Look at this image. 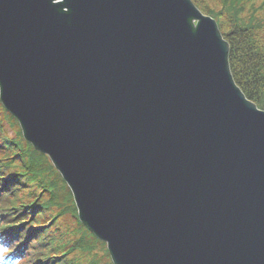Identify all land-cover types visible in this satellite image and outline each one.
I'll list each match as a JSON object with an SVG mask.
<instances>
[{
	"label": "water",
	"instance_id": "1",
	"mask_svg": "<svg viewBox=\"0 0 264 264\" xmlns=\"http://www.w3.org/2000/svg\"><path fill=\"white\" fill-rule=\"evenodd\" d=\"M228 52L192 0H0V100L114 264H264V110Z\"/></svg>",
	"mask_w": 264,
	"mask_h": 264
},
{
	"label": "trees",
	"instance_id": "2",
	"mask_svg": "<svg viewBox=\"0 0 264 264\" xmlns=\"http://www.w3.org/2000/svg\"><path fill=\"white\" fill-rule=\"evenodd\" d=\"M226 1H229L233 14H236V12L243 7L244 3L250 0ZM260 1V7H262L264 5V0ZM252 3L253 2H250V5H252ZM252 19L253 16L247 23L238 21L240 24L235 26L232 35L229 33L227 37L229 42L228 59L235 82L249 99L253 100L258 107H263L262 109H264V92L260 94L253 86L256 83L261 87L264 86V72H262L264 68L262 63L264 54L260 47H258L259 51H257V46L252 40L250 33H248L249 28L252 29V24H254ZM242 48V53H240ZM233 56L236 64L232 60ZM241 72H243V74H241ZM1 113L3 116H1ZM7 114L5 108L0 104V120L2 122H5L4 118H6ZM6 121L13 125L12 121L8 119H6ZM18 134L22 144L19 145L16 139L12 136H8V139L13 140L10 141L12 142L9 148L10 152L0 157V217L4 216L5 220L2 222L3 227L0 240L6 241L7 244H12L17 238L20 240L27 237L26 241L23 242L24 245L29 244L28 240L31 242L33 241L30 245L31 251H26L27 253L24 255L26 259L22 261V264H84V262H78L82 255L80 252V255H78L79 257H75V255L67 256L71 250L79 249L78 240H76L74 244L58 241L56 238L51 237L49 232L45 231V229H47V222H37L35 219L41 210L50 207L52 198L42 199L41 193L33 195V191L28 189L29 180L33 178L32 174L38 171L35 165L32 167L31 164L27 163L30 167L25 168V165L20 162V165L24 166L20 168L17 167L18 165L16 163L14 164V161L11 159L13 157L12 152L19 155L28 154V152L31 154V145L23 140L20 130H18ZM17 148L19 150H16ZM9 153L11 155H8ZM7 169L11 170L5 173ZM46 183L48 184V182ZM49 185L52 184L49 183ZM24 187H26L25 191H23ZM46 187L47 186L42 185L41 190H44ZM73 208H75L74 205ZM33 211H35L34 215L32 214ZM54 216H52L51 219H53ZM11 224H17L18 226L10 228ZM23 231L26 233L24 236L22 235ZM10 253L11 255H22L23 250H21V248H14Z\"/></svg>",
	"mask_w": 264,
	"mask_h": 264
},
{
	"label": "rangeland",
	"instance_id": "3",
	"mask_svg": "<svg viewBox=\"0 0 264 264\" xmlns=\"http://www.w3.org/2000/svg\"><path fill=\"white\" fill-rule=\"evenodd\" d=\"M192 1L202 13L210 15L216 20L225 39H227L229 33L232 35L235 26L240 24L238 21L247 23L253 16L252 21L254 24H252V29L249 28L248 33H250L252 40L255 42L257 51H259L258 47H260L264 54V5L260 7V0H250L244 3L243 7L236 12V14H233L230 3L226 0ZM250 2H253L252 5H250ZM242 50L243 48L240 50V53H242ZM255 55L254 50L256 61ZM232 60L235 63L234 56ZM262 63L264 66V60ZM262 72H264V68ZM241 74H243V72H241ZM253 86L260 94L264 92V86L261 87L257 83ZM0 104L2 105L1 101ZM262 108L263 107H261V109ZM7 113L6 118H4L5 122L0 120V157L10 152L9 148L12 143L10 141L13 140L8 139V136H12L16 139L19 145L22 144L18 134V130L21 132L19 124L13 115L10 116L8 111ZM1 116H3L2 113ZM6 119L12 121L13 125L7 123ZM23 140L26 141L25 138H23ZM30 149L31 154L30 152H28V154H22L20 152L22 155H19L12 152L13 157L11 156V159L14 161V164L16 163L18 165L17 167L20 168L24 167L20 165V162L25 165V168L30 167L27 163L31 164L32 167L35 165L38 171L32 174L33 178L29 180L28 189L33 191V195L41 193L42 199L52 198L50 207L44 208L35 217L37 222H47V229H45V231L49 232L51 237L56 238L58 241L74 244V242L76 243V240H78L79 249L71 250L67 254L68 257L71 255H75L76 257L80 255V252L82 255L78 262L81 261L84 262V264H114L110 256L107 241L99 239L98 236L80 220L77 207L74 205L75 208H73L72 192L62 178L60 172L51 164L48 155L35 148L33 145H31ZM16 150L19 149L17 148ZM8 155L11 154L9 153ZM10 170L11 169H7L5 173ZM34 174L36 179L34 178ZM46 182H48V184ZM49 183L52 185H49ZM42 185L47 187L41 190ZM25 189L26 187L23 188V191H25ZM52 216H54V218L49 221ZM3 252L4 246L0 245V264H10L3 259Z\"/></svg>",
	"mask_w": 264,
	"mask_h": 264
},
{
	"label": "bare ground",
	"instance_id": "4",
	"mask_svg": "<svg viewBox=\"0 0 264 264\" xmlns=\"http://www.w3.org/2000/svg\"><path fill=\"white\" fill-rule=\"evenodd\" d=\"M194 23H196V21H194ZM257 105V104H256ZM10 115H11V113H10ZM17 122H18V124H19V121L17 120ZM19 127H20V124H19ZM20 129H21V127H20ZM21 133H22V129H21ZM25 140L26 141H28L26 138H25ZM28 142H30V141H28ZM31 143V142H30ZM49 157V156H48ZM49 159H50V157H49ZM50 161H51V159H50ZM51 164L54 166V164H53V162L51 161ZM54 168H56L55 166H54ZM69 187V186H68ZM70 188V187H69ZM72 194V193H71ZM72 197H73V194H72ZM72 201H73V205H75V207H77L76 206V202H75V200H74V197L72 198ZM25 226V225H24ZM22 235L24 236V235H26V233L23 231V233H22Z\"/></svg>",
	"mask_w": 264,
	"mask_h": 264
}]
</instances>
